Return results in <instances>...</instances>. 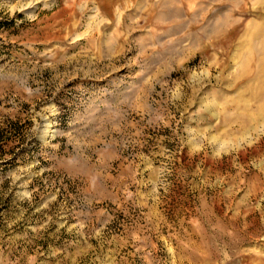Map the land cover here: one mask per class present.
Instances as JSON below:
<instances>
[{
  "label": "rangeland",
  "instance_id": "obj_1",
  "mask_svg": "<svg viewBox=\"0 0 264 264\" xmlns=\"http://www.w3.org/2000/svg\"><path fill=\"white\" fill-rule=\"evenodd\" d=\"M186 1L0 0V264H264V1Z\"/></svg>",
  "mask_w": 264,
  "mask_h": 264
},
{
  "label": "bare ground",
  "instance_id": "obj_2",
  "mask_svg": "<svg viewBox=\"0 0 264 264\" xmlns=\"http://www.w3.org/2000/svg\"><path fill=\"white\" fill-rule=\"evenodd\" d=\"M264 1V0H263ZM261 24V23H260ZM264 26V25H263ZM257 28H258V26H257ZM260 28V27H259ZM262 29V28H261ZM252 30V31H251ZM251 30H249V31H251L250 32V34L248 35V34H246V35H248V39H244L245 40V42H247V44H249V46L250 47H252V49L251 50H249L250 52V54L252 55V56H257L258 55V61H259V65H258V73L256 72V74H258V84H260V90H264V40L260 43V45L261 46H259V48H260V51H255V50H257V49H254V44H255V39L257 38V37H261V35H262V30H259V29H255V27H253ZM249 31H248V33H249ZM264 35V34H263ZM247 38V37H246ZM262 38V37H261ZM260 41V40H259ZM258 42V41H257ZM256 42V43H257ZM258 45V44H257ZM256 48V47H255ZM247 49H250V48H247ZM239 50V49H238ZM237 50V51H238ZM241 50V49H240ZM245 51H243V53H244ZM243 53H242V55H243ZM245 54H246V52H245ZM248 54V53H247ZM235 55H237V53L235 54ZM239 58V57H238ZM241 58V57H240ZM250 58V56L247 58L246 57V59L248 60ZM243 63H244V61H243ZM245 64V63H244ZM245 71V70H244ZM257 77V76H256Z\"/></svg>",
  "mask_w": 264,
  "mask_h": 264
},
{
  "label": "crops",
  "instance_id": "obj_3",
  "mask_svg": "<svg viewBox=\"0 0 264 264\" xmlns=\"http://www.w3.org/2000/svg\"><path fill=\"white\" fill-rule=\"evenodd\" d=\"M168 1V0H167ZM214 1H212V3H213ZM178 5H181V6H183L184 7V4H186L187 3V1L186 0H178ZM205 3H209V0H198V1H196V3L195 4H205ZM215 3V2H214Z\"/></svg>",
  "mask_w": 264,
  "mask_h": 264
}]
</instances>
